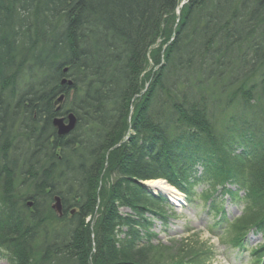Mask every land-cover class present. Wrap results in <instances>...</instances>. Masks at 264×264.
Segmentation results:
<instances>
[{"label":"trees","instance_id":"16d2710c","mask_svg":"<svg viewBox=\"0 0 264 264\" xmlns=\"http://www.w3.org/2000/svg\"><path fill=\"white\" fill-rule=\"evenodd\" d=\"M181 3L0 0V250L15 264H208L200 241L154 245L169 201L148 180L222 188L246 202L223 235H264V0Z\"/></svg>","mask_w":264,"mask_h":264},{"label":"rangeland","instance_id":"374dc122","mask_svg":"<svg viewBox=\"0 0 264 264\" xmlns=\"http://www.w3.org/2000/svg\"><path fill=\"white\" fill-rule=\"evenodd\" d=\"M229 188L236 190L237 185H231ZM192 192L193 195L187 198L184 196L179 205L171 201L164 205L165 216L158 215L153 219L150 232L155 234V237L152 241L154 245L166 246L162 250L164 253H161L163 256L174 255L178 247H184L190 244V241H200L212 249L213 256L209 258L208 264H258L264 261L260 260L264 252L255 254L257 247L264 243L261 233L252 231L246 240V247L241 250L234 248L231 233L223 235L222 229L226 221L241 217L246 202L233 199L222 188L212 190L205 183L195 185ZM207 194H211V198L205 197ZM244 194V190L239 191V195ZM216 199L221 206L219 211L211 208ZM121 210L123 213L131 212L127 208ZM149 216L152 218L154 215L150 213ZM63 234L62 232L60 237L64 238ZM0 264H15L11 251L0 250Z\"/></svg>","mask_w":264,"mask_h":264},{"label":"water","instance_id":"95a60500","mask_svg":"<svg viewBox=\"0 0 264 264\" xmlns=\"http://www.w3.org/2000/svg\"><path fill=\"white\" fill-rule=\"evenodd\" d=\"M62 84L73 85V81L71 79L64 78ZM65 97H66L65 93H63L56 99L55 104L57 105V109H56L57 111L61 109V106L59 104L65 100ZM68 120L69 122L66 123L64 117H55L53 119V124L57 129L58 135L60 136L68 135L76 128L78 119L73 112L68 114ZM32 205L33 202H29V206ZM52 207L60 217L64 215L61 196L59 195L55 196V202L53 203Z\"/></svg>","mask_w":264,"mask_h":264},{"label":"bare ground","instance_id":"6f19581e","mask_svg":"<svg viewBox=\"0 0 264 264\" xmlns=\"http://www.w3.org/2000/svg\"><path fill=\"white\" fill-rule=\"evenodd\" d=\"M186 1L187 0H182L181 6H183L186 3ZM178 13H180V10L178 11ZM152 66H153V63H152ZM156 69H157V67H156ZM156 69H154V70H156ZM59 105L61 107H63L65 105V101H63ZM55 117H58V114H56ZM20 118H22L20 121H16V124L19 126V128L27 127L28 121L32 120V119H30V117L26 116L24 118L22 115L20 116ZM34 125L36 126V121H35ZM41 126H43V124H41ZM47 129H49V128L47 127ZM63 137H65V136H63ZM196 168L198 169L199 167L197 166ZM145 184L148 185L153 191H156V192L163 194V195H167L169 197V199L171 200V202L176 204V205H179L183 202V199L185 196L184 193L182 191H180L177 187L170 185L164 179L148 180L145 182ZM229 186H231V185H229ZM30 197H29V199L33 200Z\"/></svg>","mask_w":264,"mask_h":264}]
</instances>
